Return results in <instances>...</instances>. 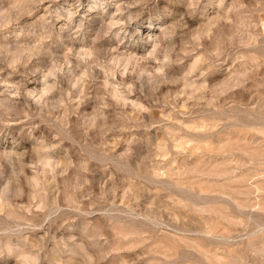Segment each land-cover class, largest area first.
Listing matches in <instances>:
<instances>
[{
  "label": "rangeland",
  "instance_id": "374dc122",
  "mask_svg": "<svg viewBox=\"0 0 264 264\" xmlns=\"http://www.w3.org/2000/svg\"><path fill=\"white\" fill-rule=\"evenodd\" d=\"M0 264H264V0H0Z\"/></svg>",
  "mask_w": 264,
  "mask_h": 264
}]
</instances>
